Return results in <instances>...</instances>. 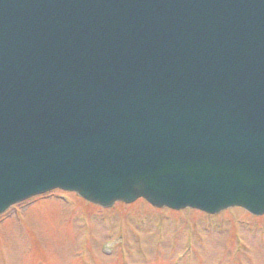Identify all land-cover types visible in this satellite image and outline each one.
Returning <instances> with one entry per match:
<instances>
[{
	"label": "water",
	"instance_id": "obj_1",
	"mask_svg": "<svg viewBox=\"0 0 264 264\" xmlns=\"http://www.w3.org/2000/svg\"><path fill=\"white\" fill-rule=\"evenodd\" d=\"M55 187L264 213V0H0V213Z\"/></svg>",
	"mask_w": 264,
	"mask_h": 264
},
{
	"label": "rangeland",
	"instance_id": "obj_2",
	"mask_svg": "<svg viewBox=\"0 0 264 264\" xmlns=\"http://www.w3.org/2000/svg\"><path fill=\"white\" fill-rule=\"evenodd\" d=\"M52 194L0 216V264H264V216L162 210L143 200L99 209Z\"/></svg>",
	"mask_w": 264,
	"mask_h": 264
}]
</instances>
